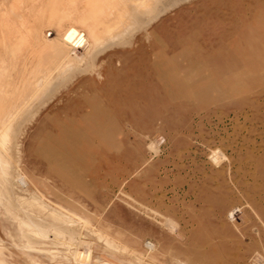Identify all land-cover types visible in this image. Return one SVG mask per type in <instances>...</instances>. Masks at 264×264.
<instances>
[{
	"label": "rangeland",
	"instance_id": "1",
	"mask_svg": "<svg viewBox=\"0 0 264 264\" xmlns=\"http://www.w3.org/2000/svg\"><path fill=\"white\" fill-rule=\"evenodd\" d=\"M37 3L52 19L53 0ZM160 12L100 46L94 72L67 74L21 113L6 152L31 191L90 222L73 240L93 261L264 264V0H186ZM1 30L11 53L2 118L23 91L22 69L37 62L29 32L23 43ZM0 199L8 264H75V241L37 238Z\"/></svg>",
	"mask_w": 264,
	"mask_h": 264
},
{
	"label": "bare ground",
	"instance_id": "2",
	"mask_svg": "<svg viewBox=\"0 0 264 264\" xmlns=\"http://www.w3.org/2000/svg\"><path fill=\"white\" fill-rule=\"evenodd\" d=\"M37 1L11 0L6 7L0 5L1 25L5 32L8 36L9 34L11 36L18 34L20 40L23 39V41L21 40L23 43L25 37H29V35L27 36V32H29L30 36L34 38V46L32 44V47L36 51H32L30 63H38H35L34 66L32 64L26 65L25 69L21 68V76L22 79L24 78L23 91L17 99L16 105L10 108L11 111L9 109V115H7V111L6 114H2V118L6 115L8 117L6 119L4 117L5 121L0 127V198L5 202L2 201L6 205L4 206V208L6 207L5 210L13 215L21 229L33 232L37 238L47 239L50 238L51 234V237L56 240L64 239L67 241L68 244L65 241L63 243L70 247L69 243L75 241L73 239L79 235V229L82 225L85 227L90 222L78 216L71 209L57 203L48 191L45 192L36 188L34 192L29 189L30 180L20 167L18 157L15 158L18 161H15L13 156L6 152L7 143H11L9 134L14 129L16 118L22 113L19 117V121H21L33 111L35 112L39 103L47 98L46 94L52 89L51 87L56 86L57 82L68 76L69 73L94 72L97 68V63H94L97 55L95 51L100 46L110 40L132 35L136 23H142L146 28L156 20L157 17L153 16L157 11L162 10L159 14H164L186 0H53V18L48 20L41 19L42 12ZM23 30H26L25 34L21 32ZM82 37L85 38L88 45L84 52L78 50ZM5 42L7 43V41ZM9 54L11 53L9 52L8 56ZM4 74L3 71H0L2 78ZM6 107L8 106L6 105L5 109ZM101 235H99V239L105 240L109 247H114L107 240V236ZM2 242L0 239V264H8L5 259L6 248L2 246ZM76 244L77 247L74 244L76 248L69 255L75 264H106V262L99 260L93 261L92 254L83 241H78ZM79 245L86 246L84 251H79ZM119 251L124 253L122 250ZM129 257L134 264H145L135 255H129Z\"/></svg>",
	"mask_w": 264,
	"mask_h": 264
},
{
	"label": "crops",
	"instance_id": "3",
	"mask_svg": "<svg viewBox=\"0 0 264 264\" xmlns=\"http://www.w3.org/2000/svg\"><path fill=\"white\" fill-rule=\"evenodd\" d=\"M3 7H5V6H3ZM1 23H2V18H1V14H0V30L2 29ZM4 33H6L5 29H4ZM5 36H6V34L4 35V39H5ZM0 39H1V35H0ZM4 53H5V51L0 50V71L4 70L5 69L4 65L9 63V58L7 57L8 55L6 56L5 55L6 53L5 54Z\"/></svg>",
	"mask_w": 264,
	"mask_h": 264
}]
</instances>
